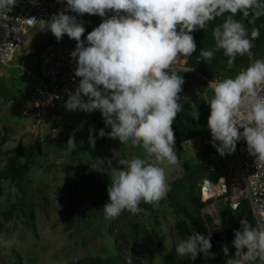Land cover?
Returning <instances> with one entry per match:
<instances>
[{
    "label": "clouds",
    "instance_id": "9594fccd",
    "mask_svg": "<svg viewBox=\"0 0 264 264\" xmlns=\"http://www.w3.org/2000/svg\"><path fill=\"white\" fill-rule=\"evenodd\" d=\"M17 0H0V9H11ZM90 14L105 18L87 34L84 23L76 16ZM226 16L224 22L213 28L215 49L200 50V56L209 65L214 51L223 50L231 68L237 55L251 54L253 41L260 29L252 27L249 33L242 14L250 25L264 16V0H66V8L52 14L46 29L60 41L63 36L74 39L76 48L70 53L76 61L75 76L79 77L75 91H68L65 107L70 111L92 113L99 110L105 126L99 136L119 139L122 144L142 147L154 160L133 157L119 159L112 167L109 159L97 161L115 169L107 188L109 202L103 206L106 219H114L122 211L135 215L142 211L141 202L158 204L170 191L165 169L160 165L179 163L172 128L177 114L183 111L180 103L184 79L171 70L180 56H191L197 51L191 33L205 30L209 22ZM30 20H35L30 19ZM213 92L209 101L207 126L211 133L209 143L220 156L235 151L237 142L244 139L248 153L264 161V60L257 59L234 78L209 81ZM193 107L192 118L199 119ZM243 129L240 131L239 129ZM218 142V143H217ZM89 144L95 146V137L89 135ZM74 137L67 141V150H76ZM221 223V221H218ZM234 255L226 264H264V228H254L244 219L234 231ZM210 234L192 229L186 240L175 247L180 257L195 260L199 254L214 259ZM229 256L228 246H222Z\"/></svg>",
    "mask_w": 264,
    "mask_h": 264
},
{
    "label": "rangeland",
    "instance_id": "374dc122",
    "mask_svg": "<svg viewBox=\"0 0 264 264\" xmlns=\"http://www.w3.org/2000/svg\"><path fill=\"white\" fill-rule=\"evenodd\" d=\"M51 37L45 22L36 23L24 33L13 58L0 63V133L5 136L1 145L0 170L4 167L9 148L23 144L38 150L24 177L22 190L9 179L0 178V212L15 204L11 216L3 220L0 228V264H66L88 254L106 255L115 249L124 262H131L134 257L140 264H160L166 250L179 240L175 223L184 215L174 212L166 195L158 204L141 202L139 207L142 211L135 215L124 210L116 218L106 219L103 206L109 202L107 188L115 169L107 168V163L102 166L97 161L107 158L116 168L119 159L135 156L152 161L154 158L149 157L142 147L132 146L131 141L122 144L113 140L108 144L105 136H99L100 129L106 133L111 131L105 126L101 112L70 111L65 107L68 96L58 99L61 117L55 123V138L48 141L46 125L32 122L30 94L37 74L38 44ZM257 59H261L260 56L251 54L250 65ZM180 97L184 117L193 112L194 106L197 110L209 109L210 115L207 103L209 89L197 73L191 72ZM23 108L30 112L23 114ZM206 116L207 113L203 115ZM90 130L95 137L94 147L89 144ZM70 136L74 137L77 145L73 151L67 150ZM210 140L208 129L201 135L182 141L175 150L180 158L190 163L202 158L207 161V155L202 154L207 147L213 148ZM229 156L233 176L237 167L234 154ZM84 166L91 172L88 186L82 180ZM160 166L165 169L166 182L172 188L174 179L183 172L180 161L177 165L165 162ZM205 177L207 171L193 174L194 181L200 185V193ZM74 183L78 184L75 193L81 196L80 215L69 224L65 207L71 201L72 190L68 185ZM22 193L29 207L27 217L17 205ZM224 204L222 198L209 204L207 209H201L207 220L208 234L217 247L226 244V230L235 224L230 213L225 218L220 217ZM131 222L137 223L140 231L136 240L131 236ZM192 229L195 226L190 227L187 236L191 235ZM210 252L215 253L211 264H226L229 259L213 246ZM197 257L207 259L203 254Z\"/></svg>",
    "mask_w": 264,
    "mask_h": 264
},
{
    "label": "trees",
    "instance_id": "16d2710c",
    "mask_svg": "<svg viewBox=\"0 0 264 264\" xmlns=\"http://www.w3.org/2000/svg\"><path fill=\"white\" fill-rule=\"evenodd\" d=\"M229 15L225 13L224 16L216 18L214 21L209 22V26L205 29H198L195 32L191 33L194 36L197 45V51L191 56H187L186 64L192 67H195L202 74L206 76H219L223 78L232 77L235 73H239L242 70H245L250 65L251 54H255L262 59L264 57V16L259 18L255 25H250L246 19H243L242 14L237 13L234 17L236 20H242L245 27L248 29L249 33L251 32L252 27H258L260 29V36L258 39L253 41L254 47L251 50V54H245L243 56L237 55L234 64L231 68L227 65L228 57L224 55L223 50L214 51V57L208 65L204 61V58L200 56V50H209L215 49V41L212 35L213 28L221 25L226 16ZM46 41L40 42L38 44V54L39 51ZM262 56V57H261ZM185 57V56H184ZM183 58V56H180ZM178 58V59H180ZM172 70V69H171ZM177 75H180L184 79V84L182 85V92L185 90L188 85L189 78L191 73L185 70H173ZM182 92L179 94L181 96ZM180 103L181 100H180ZM199 113V119L195 120L192 118V113L187 115V118L184 117L183 111L177 114L175 121L173 122L172 128L175 134V149L181 144L182 141L196 137L203 134L208 130L207 121L209 109H201ZM207 113L206 117H203ZM186 116V115H185ZM5 136L0 133V152L1 145ZM106 141L110 144L109 137L105 135ZM51 139H48L50 141ZM61 142H59L60 144ZM218 143V142H217ZM37 149L32 146H27L23 144L15 145L8 149V154L6 155V161L4 163L3 169L0 170V178L9 179L19 186L22 190V183L25 175L30 169L32 161L37 155ZM210 151L216 152L215 160L205 161L202 158L200 161L195 163H190L189 161L180 158L179 153L178 158L180 164L182 165L183 172L182 175L175 178L172 182V188L166 194L167 198L174 210L175 213H181L184 215V218H178L175 226L179 233V240L177 243L172 244L166 252L163 254L162 262L160 264H211L215 259H206L200 260L198 257L193 261L189 260L187 257H180L175 252L176 245L181 240L187 239V232L191 226H195V230L201 234H208L207 220L201 213V209L208 202L203 200L200 195V185L194 181L193 174L200 171H207V177L212 180H218L219 176L227 172L229 168L230 156L225 154L220 156L215 148L207 147L202 155H208ZM91 177V172L88 167H83L82 180L87 185ZM228 182V180H226ZM88 186V185H87ZM68 187L72 190L71 201L66 205L65 209L67 210L68 216L67 221L71 224L75 218L80 215L78 207L80 205L81 196L75 193V189L78 187L77 183L69 184ZM74 192V193H73ZM17 205L21 208L23 214L27 217L29 207L27 205L26 198L22 193ZM15 207V204L12 203L7 209L0 212V228L3 225V220H7L11 214L12 209ZM230 213L233 216L235 224L226 230L225 236L227 237L226 244L222 246H228L229 256L234 255L235 248L232 246V241L234 239V231L240 228V221L242 219L246 220L249 225H253V216L246 199H241L236 208L231 209L227 204H224L223 208L220 210V217L225 218L226 215ZM208 219V218H207ZM131 236L133 240L139 238V228L137 223L131 222ZM212 246L216 249L217 252H220L224 255L222 251V246H215L214 242L211 240ZM225 256V255H224ZM13 264H20L14 262ZM66 264H140L134 257L131 259V262H124L121 258L117 249L106 255H94L88 254L85 257L79 258L74 261H70ZM256 264H260L259 261Z\"/></svg>",
    "mask_w": 264,
    "mask_h": 264
},
{
    "label": "built area",
    "instance_id": "2783aa9c",
    "mask_svg": "<svg viewBox=\"0 0 264 264\" xmlns=\"http://www.w3.org/2000/svg\"><path fill=\"white\" fill-rule=\"evenodd\" d=\"M65 8L66 0H17L11 11L0 9V63H7L13 58L27 29L32 28L38 22L48 21L52 14H56ZM66 14L76 16L78 21L84 23L85 33L81 39L85 41V46H87V34L98 27L103 19L110 18L114 13L109 11L103 18L99 15L90 14L81 16L71 11ZM33 18L35 20H30ZM76 43L67 34L60 41H57L52 34L51 39L47 40L39 51L36 74L37 84L30 100L31 114L34 124L46 125L48 139L57 136L55 123L57 118H59L58 99L62 96H68L69 90L74 92L80 80L79 77L75 76L76 61L70 56V53L76 48ZM183 58H185L183 61L177 60L172 65V70H185L190 73H197L206 85L214 79H225L219 76H206L195 67L187 65V58L184 56ZM262 60H264V57ZM208 89L210 100L213 92L210 88ZM260 95L264 96V88L260 89ZM29 112L28 108L22 109L23 114ZM49 119L51 122H49ZM239 130L243 131L242 128ZM113 140L120 141L118 138H109L110 142ZM233 154L238 175H231V163L227 172L221 174L218 180L212 181L205 177L200 195L203 200L208 202L203 208L207 209L209 204H214L218 199L223 198L224 203L234 209L241 199H246L253 216L252 227L264 228V161L256 160L255 156L248 153L244 139L237 142ZM215 159V151H210L206 156V160Z\"/></svg>",
    "mask_w": 264,
    "mask_h": 264
},
{
    "label": "crops",
    "instance_id": "0c3cea01",
    "mask_svg": "<svg viewBox=\"0 0 264 264\" xmlns=\"http://www.w3.org/2000/svg\"><path fill=\"white\" fill-rule=\"evenodd\" d=\"M38 57H39V54H38ZM37 65H38V61H37ZM36 84H37V78H36V75H35V81H34V87L32 88V92H34L35 91V89H36ZM31 95V97L30 98H32V96H33V93L32 94H30ZM60 112H61V107H60V104H59V114H60ZM59 117H61L60 115H59ZM48 140V139H47Z\"/></svg>",
    "mask_w": 264,
    "mask_h": 264
},
{
    "label": "bare ground",
    "instance_id": "6f19581e",
    "mask_svg": "<svg viewBox=\"0 0 264 264\" xmlns=\"http://www.w3.org/2000/svg\"><path fill=\"white\" fill-rule=\"evenodd\" d=\"M177 60L183 61L184 58H180V59H177ZM237 175H238V170L236 171L235 175H233V176H237ZM204 187H206V185H204Z\"/></svg>",
    "mask_w": 264,
    "mask_h": 264
}]
</instances>
